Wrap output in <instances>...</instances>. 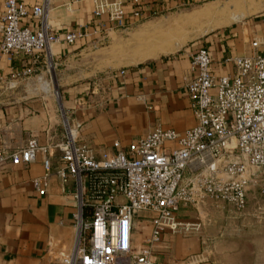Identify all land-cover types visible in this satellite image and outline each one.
Listing matches in <instances>:
<instances>
[{"label":"crops","instance_id":"obj_1","mask_svg":"<svg viewBox=\"0 0 264 264\" xmlns=\"http://www.w3.org/2000/svg\"><path fill=\"white\" fill-rule=\"evenodd\" d=\"M21 1L32 9L44 0ZM221 1L141 0L144 18L132 19L126 5V18L112 23L106 15L100 20L94 18L90 0H49L46 18L60 38L69 30L90 31L72 44L63 40L53 43L42 55L58 67V104L80 123L77 141L98 156L113 151L114 140L125 146L157 124L179 133L193 126L195 118L184 88V78L192 75L191 52L199 47L208 49L215 77L232 73L229 59L254 52L264 55V0H233L230 5L239 13L229 20L243 15L245 21L241 24L211 30L177 53L146 64L106 69L99 52H88L89 44L93 38L99 41L143 26L158 13ZM3 10L0 0V15ZM23 22L37 28L34 19ZM252 40L259 42L256 49ZM30 65L27 55L0 52V84L18 81ZM61 113L51 101L0 106V151L23 147L30 137L42 145L62 141L65 130ZM59 154L56 149L51 156L54 169L60 164ZM41 158L39 155L35 161L18 165L7 162L0 170V264H54L73 247L76 201L70 192L60 189L55 173L48 177L45 194L39 195L31 180L44 174ZM69 187L73 189L72 181ZM186 214L191 217L184 218ZM150 216L149 212H140L132 222L134 252L151 232ZM178 216L199 228L164 233L154 248L160 264H264V206H246L236 212L226 203L208 199L196 206L181 207Z\"/></svg>","mask_w":264,"mask_h":264},{"label":"built area","instance_id":"obj_2","mask_svg":"<svg viewBox=\"0 0 264 264\" xmlns=\"http://www.w3.org/2000/svg\"><path fill=\"white\" fill-rule=\"evenodd\" d=\"M48 1L28 9L21 0H3L0 52L27 55L31 65L23 75L34 70L53 43L72 44L90 33L69 30L60 38L46 18ZM90 1L97 20L106 15L119 23L127 16L126 5L132 19L144 18L141 0ZM28 18L36 20V29L23 22ZM251 45L256 49L259 42ZM229 60L232 73L215 77L208 49L191 52L192 75L184 78V88L195 123L182 133L157 124L125 146L114 140L113 151L96 156L76 139L80 123L61 109L62 141L42 145L30 137L23 147L0 151V170L7 162L30 163L42 155L44 174L32 179V186L44 195L48 177L55 173L60 189L76 201L73 247L54 264H160L154 248L164 233L199 228L180 219L181 207L209 199L242 212L250 190L264 198V55L254 52ZM56 149L60 164L54 169ZM233 150L239 158L232 156ZM140 212L151 213V232L134 252L132 222ZM137 256L142 260L134 262Z\"/></svg>","mask_w":264,"mask_h":264},{"label":"rangeland","instance_id":"obj_3","mask_svg":"<svg viewBox=\"0 0 264 264\" xmlns=\"http://www.w3.org/2000/svg\"><path fill=\"white\" fill-rule=\"evenodd\" d=\"M232 1L222 0L221 2L188 6L176 11L155 14L143 26L129 29L122 34H111L99 41L93 38L90 40L92 42L89 44L88 52H99L100 58L107 63L106 69L146 64L160 57L170 56L200 40L211 30L232 28L245 21L243 15L235 21L229 20L238 17L237 14L239 13L233 4L230 5ZM168 34L172 37L175 43L173 45H176L175 48L165 55L157 53L163 45L161 43L163 35ZM50 62L43 57L34 70L22 74L18 81L0 84V106L18 102L43 105L51 101L57 108V112L60 111L61 113L59 105L61 102L58 104L59 99L54 89L58 67L53 62L50 64ZM64 115L71 120L69 113H64ZM232 156L239 158L237 150H233ZM248 195L247 208L264 206V198L258 194L257 190H250ZM187 210L193 212L192 208H187ZM183 217L189 218L191 216L186 214Z\"/></svg>","mask_w":264,"mask_h":264},{"label":"bare ground","instance_id":"obj_4","mask_svg":"<svg viewBox=\"0 0 264 264\" xmlns=\"http://www.w3.org/2000/svg\"><path fill=\"white\" fill-rule=\"evenodd\" d=\"M159 43H160V41H159ZM161 43H163V45L161 46V49L157 53L163 54V55H165L167 53H170L175 48V46H176V45H173L175 43H174V41L172 40V37L169 34L168 35H163V38H162V42ZM157 45H159V44H157ZM137 51H138V49H137ZM138 57H140V56H138Z\"/></svg>","mask_w":264,"mask_h":264},{"label":"water","instance_id":"obj_5","mask_svg":"<svg viewBox=\"0 0 264 264\" xmlns=\"http://www.w3.org/2000/svg\"><path fill=\"white\" fill-rule=\"evenodd\" d=\"M54 85H55L54 89H55L56 95L58 96V99H59V92H58V88H57L56 82H55ZM59 103H60V100H59ZM60 105H61V103H60ZM61 109H62V107H61ZM141 260H142L141 256L133 257V261L134 262H138V261H141Z\"/></svg>","mask_w":264,"mask_h":264}]
</instances>
